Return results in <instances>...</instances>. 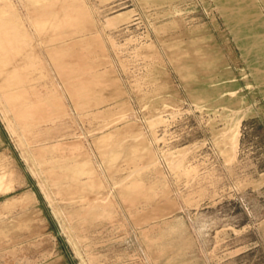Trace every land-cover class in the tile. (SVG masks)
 Listing matches in <instances>:
<instances>
[{"label":"rangeland","instance_id":"1","mask_svg":"<svg viewBox=\"0 0 264 264\" xmlns=\"http://www.w3.org/2000/svg\"><path fill=\"white\" fill-rule=\"evenodd\" d=\"M0 264H264V0H0Z\"/></svg>","mask_w":264,"mask_h":264}]
</instances>
